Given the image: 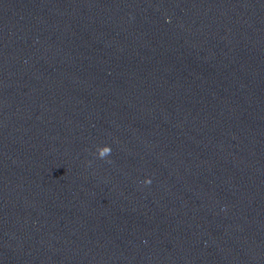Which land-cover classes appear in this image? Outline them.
Returning <instances> with one entry per match:
<instances>
[{"label":"water","instance_id":"95a60500","mask_svg":"<svg viewBox=\"0 0 264 264\" xmlns=\"http://www.w3.org/2000/svg\"><path fill=\"white\" fill-rule=\"evenodd\" d=\"M0 264H264V0H0Z\"/></svg>","mask_w":264,"mask_h":264},{"label":"clouds","instance_id":"9594fccd","mask_svg":"<svg viewBox=\"0 0 264 264\" xmlns=\"http://www.w3.org/2000/svg\"><path fill=\"white\" fill-rule=\"evenodd\" d=\"M111 149H109V153H110ZM149 181L147 179H145V183H148Z\"/></svg>","mask_w":264,"mask_h":264}]
</instances>
